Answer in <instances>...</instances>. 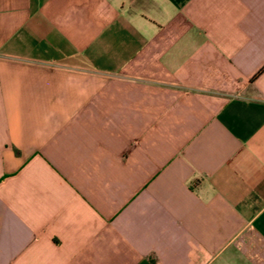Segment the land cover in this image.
Wrapping results in <instances>:
<instances>
[{
    "label": "crops",
    "instance_id": "obj_1",
    "mask_svg": "<svg viewBox=\"0 0 264 264\" xmlns=\"http://www.w3.org/2000/svg\"><path fill=\"white\" fill-rule=\"evenodd\" d=\"M0 264H264V0H0Z\"/></svg>",
    "mask_w": 264,
    "mask_h": 264
}]
</instances>
